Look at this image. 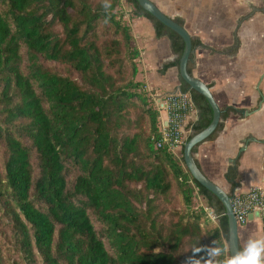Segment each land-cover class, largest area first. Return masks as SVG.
<instances>
[{
  "label": "trees",
  "instance_id": "16d2710c",
  "mask_svg": "<svg viewBox=\"0 0 264 264\" xmlns=\"http://www.w3.org/2000/svg\"><path fill=\"white\" fill-rule=\"evenodd\" d=\"M126 3L130 19H146L156 39L168 40L175 59L159 73L177 68L181 38L136 0ZM119 7V0H0V264L222 259L224 209L191 178L182 147L176 158L157 146L159 112L137 80L139 52ZM190 41L189 75L195 49L229 55L238 47L236 38L220 52ZM177 77L197 112L184 144L209 124L212 112ZM219 111L205 141L230 115L241 116L231 107ZM224 179L229 195L238 186L237 163ZM197 196L216 224L195 205Z\"/></svg>",
  "mask_w": 264,
  "mask_h": 264
},
{
  "label": "crops",
  "instance_id": "0c3cea01",
  "mask_svg": "<svg viewBox=\"0 0 264 264\" xmlns=\"http://www.w3.org/2000/svg\"><path fill=\"white\" fill-rule=\"evenodd\" d=\"M119 1L127 17L130 6L126 0ZM149 1L165 16L182 20L190 37L216 52L230 48L236 38L238 47L229 55L200 48L193 51L191 75L209 87L219 108L241 111L240 117L230 115L212 140L199 144L193 157L203 175L223 191L229 190L224 173L235 163L243 190L264 186V0ZM127 20L139 52L137 80L148 93L179 90L177 68L159 73L175 59L168 40L156 39L142 17ZM245 111L250 114L244 115ZM165 116L162 112L161 118ZM196 119L194 110L187 123ZM237 241L245 264H264V232L255 216L237 227Z\"/></svg>",
  "mask_w": 264,
  "mask_h": 264
},
{
  "label": "built area",
  "instance_id": "2783aa9c",
  "mask_svg": "<svg viewBox=\"0 0 264 264\" xmlns=\"http://www.w3.org/2000/svg\"><path fill=\"white\" fill-rule=\"evenodd\" d=\"M149 94L159 112L161 140L157 146H166L168 152L178 157L187 134L185 127L191 113L195 110L191 97L188 93L179 90L166 94L159 92H149ZM162 112L166 113L165 118H161ZM229 198L237 227L245 225L249 216H255L261 222L264 232V186L250 187L246 190L236 186L229 191ZM197 199L201 202L199 207L206 218L216 224L215 213L203 203L201 197L197 196ZM223 245L222 259L216 264H230L227 244L223 243Z\"/></svg>",
  "mask_w": 264,
  "mask_h": 264
},
{
  "label": "water",
  "instance_id": "95a60500",
  "mask_svg": "<svg viewBox=\"0 0 264 264\" xmlns=\"http://www.w3.org/2000/svg\"><path fill=\"white\" fill-rule=\"evenodd\" d=\"M138 5L150 14L153 18L159 21L169 30L177 34L183 42V50L180 55L177 67V73L181 80L187 84L190 90L195 91L201 95L207 104L209 105L212 116L209 124L202 129L200 132L193 135L188 139L182 146V160L185 169L191 176V178L202 186L204 189L213 194L221 203L224 214L226 217L227 224V251L229 256L230 264H243L239 256L238 251V241H237V225L234 216L231 211L230 198L228 193L223 191L217 185L209 181L203 173L199 170L195 164L192 150L197 147V145L203 143L210 135L215 132L216 126L219 122V107L216 105L213 97L209 91V88L195 79L192 75L187 73V62L189 55L191 54V41L190 36L187 34L185 29L175 23L171 18L165 16L161 11L149 0H136ZM244 115H249L250 113L245 111Z\"/></svg>",
  "mask_w": 264,
  "mask_h": 264
},
{
  "label": "rangeland",
  "instance_id": "374dc122",
  "mask_svg": "<svg viewBox=\"0 0 264 264\" xmlns=\"http://www.w3.org/2000/svg\"><path fill=\"white\" fill-rule=\"evenodd\" d=\"M123 9L121 8V5H120V7H119V9H118V11H117V13L119 12V14L122 16V19L129 25V23H128V20H127V17H128V19H130V17H129V13H128V16L127 17H125L124 16V14H123ZM126 19H125V18ZM148 96H149V98H150V94L148 93ZM151 99V98H150ZM152 100V99H151ZM178 157H180V153L177 155ZM226 193L228 192V191H225ZM194 203H195V205H197V207L199 206V204L201 203L197 198L195 199V201H194ZM204 203V202H203Z\"/></svg>",
  "mask_w": 264,
  "mask_h": 264
}]
</instances>
